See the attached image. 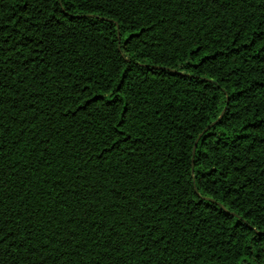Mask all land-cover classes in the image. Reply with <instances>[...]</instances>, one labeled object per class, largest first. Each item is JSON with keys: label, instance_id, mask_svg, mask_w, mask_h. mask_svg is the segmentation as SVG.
I'll return each mask as SVG.
<instances>
[{"label": "trees", "instance_id": "obj_1", "mask_svg": "<svg viewBox=\"0 0 264 264\" xmlns=\"http://www.w3.org/2000/svg\"><path fill=\"white\" fill-rule=\"evenodd\" d=\"M0 264H264V0H0Z\"/></svg>", "mask_w": 264, "mask_h": 264}, {"label": "water", "instance_id": "obj_2", "mask_svg": "<svg viewBox=\"0 0 264 264\" xmlns=\"http://www.w3.org/2000/svg\"><path fill=\"white\" fill-rule=\"evenodd\" d=\"M227 102H228V99H227ZM225 109H226V108H224V110L222 111V113H221L219 119H221V117H222V115H223ZM215 123H216V122L212 123L211 125H214ZM210 127H211V126H208V127L203 131V133L206 132ZM197 141H198V139L195 141V144H194V147H193V153H192V154L195 153V149H196Z\"/></svg>", "mask_w": 264, "mask_h": 264}]
</instances>
